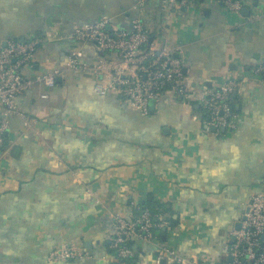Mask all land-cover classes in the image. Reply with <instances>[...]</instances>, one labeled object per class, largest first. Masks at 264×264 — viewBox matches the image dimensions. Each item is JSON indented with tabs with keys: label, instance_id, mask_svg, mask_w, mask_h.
I'll list each match as a JSON object with an SVG mask.
<instances>
[{
	"label": "crops",
	"instance_id": "1",
	"mask_svg": "<svg viewBox=\"0 0 264 264\" xmlns=\"http://www.w3.org/2000/svg\"><path fill=\"white\" fill-rule=\"evenodd\" d=\"M161 1L0 0V49L15 38L37 44L25 76L62 68L71 50L89 67L63 71L51 89L32 88L17 99L20 115L7 117L1 264H127L109 248L113 216H137L147 199L171 211L160 214L167 227L155 228L152 241L132 243L133 264H156L162 246L190 261L229 264L226 243L251 196L264 191V82L251 72L264 63V0L241 17L216 0L168 9ZM139 16L155 45L181 48L184 81L195 97L239 79L234 130H208L199 104L172 95L142 115L96 91L100 78L91 67L112 55L71 36L102 17L129 30ZM65 244L86 256L48 262Z\"/></svg>",
	"mask_w": 264,
	"mask_h": 264
},
{
	"label": "built area",
	"instance_id": "2",
	"mask_svg": "<svg viewBox=\"0 0 264 264\" xmlns=\"http://www.w3.org/2000/svg\"><path fill=\"white\" fill-rule=\"evenodd\" d=\"M194 1L162 0L161 5L164 9L181 8ZM216 1L227 12L241 17L246 6H255L257 0ZM151 38L150 31L140 16L131 20L129 30L113 29L110 20L102 17L95 23L77 28L71 36L76 45L90 43L97 52L112 55L108 59L99 58L91 67L100 78L96 85L99 94H114L125 105L142 115L148 114L150 102L155 104L165 96L172 95L186 104H199L208 117V130L213 129L216 134L221 129L234 130L238 118L232 107V97L237 93L239 79L226 78L202 97H195L184 81L181 48L177 45H155ZM36 49V41H10L0 49V156L5 149L7 117L20 115L17 104L19 97L36 86L47 89L55 87L56 80L63 71L89 68L81 64L77 52L71 50L62 68L27 77L22 68L31 63ZM251 72L264 82V63L253 66ZM39 97L46 99L47 94L42 93ZM243 217L240 229L232 232L233 239L225 246L230 258L229 264H264V191L251 196ZM164 227H167L166 220L161 218L160 222L154 223L148 210H142L130 219L113 216L109 248L119 261H127L134 257V241H152L155 228ZM85 256L76 245L65 244L54 248L47 258L50 263H58ZM162 261L169 264H202L184 258L166 246L157 251L156 264H161Z\"/></svg>",
	"mask_w": 264,
	"mask_h": 264
},
{
	"label": "trees",
	"instance_id": "3",
	"mask_svg": "<svg viewBox=\"0 0 264 264\" xmlns=\"http://www.w3.org/2000/svg\"><path fill=\"white\" fill-rule=\"evenodd\" d=\"M195 1H197V0H195ZM234 99H235V97H232V102L234 101ZM232 107H233V110L235 111V107L233 106V103H232ZM138 206L141 209L140 211L148 210L152 214L154 223H158V218H159L160 214L165 213V212L170 213V211H171V209L169 207L164 206L162 204H159L157 202H154L151 199L145 200L144 203H140ZM140 211L136 210L137 215H138V213H140ZM168 221H169L170 225L175 223V221L171 218V216L169 217ZM135 260H136L135 258H132V259H129V260L123 261V262H127V264H133Z\"/></svg>",
	"mask_w": 264,
	"mask_h": 264
},
{
	"label": "water",
	"instance_id": "4",
	"mask_svg": "<svg viewBox=\"0 0 264 264\" xmlns=\"http://www.w3.org/2000/svg\"><path fill=\"white\" fill-rule=\"evenodd\" d=\"M242 14L243 15H247L248 14V11L245 9V10H243V12H242ZM19 41H21V39H14L13 40V42H19ZM6 46V45H5ZM153 106H154V102H150L149 103V109H150V111L151 110H153ZM7 135V132L5 133V136ZM156 220V219H155ZM242 220H244V217L242 218ZM240 226H241V223H238V225L236 226V230H239L240 229ZM233 239V238H232Z\"/></svg>",
	"mask_w": 264,
	"mask_h": 264
}]
</instances>
